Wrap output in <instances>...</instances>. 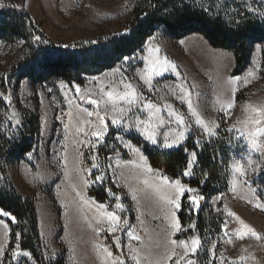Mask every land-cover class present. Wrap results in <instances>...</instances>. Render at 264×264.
<instances>
[{
	"label": "rangeland",
	"instance_id": "obj_1",
	"mask_svg": "<svg viewBox=\"0 0 264 264\" xmlns=\"http://www.w3.org/2000/svg\"><path fill=\"white\" fill-rule=\"evenodd\" d=\"M136 1L0 0V5L25 10L51 39L66 44L106 35L131 16ZM245 2L259 8L264 0ZM20 48L21 42L0 41V99L4 102L0 126L19 127L25 113L37 117L35 143L11 166L8 176L33 201L42 264H264V149L257 151L252 145L256 136L264 146V135L256 134L257 127L264 128V44L256 43L247 67L232 74V50L213 47L197 32L175 38L158 28L141 50L82 83L59 78L3 82L1 77ZM155 61L159 63L149 87L141 77L147 78V67ZM124 84L135 89L138 103H153L160 109L158 115L171 121L156 130L155 144L146 139L144 124L135 127L137 118L156 124V117H149L154 109L133 108L124 115L112 111L113 102L127 107L115 99L132 90ZM109 91L114 93L113 100L107 96ZM88 112L93 115L89 117ZM170 112L174 115L168 116ZM97 113L105 116L108 126L102 140L93 136L102 130ZM113 118L121 119L119 128L111 124ZM206 128L215 134L219 128L232 131L243 147L229 163L226 190L207 199L222 212L223 222L218 238L203 243L192 221L181 226L179 209L171 202L180 203L183 197L176 190L179 181L180 187L190 189L186 193L190 209L197 210L198 204L193 205L189 197L198 196L199 190L184 181L192 176L194 150L188 151L191 163L183 177H171L151 166L130 136L165 147L167 135V143L175 147L213 136ZM181 132L185 138L175 144ZM97 176L103 180L97 181ZM97 194H105L104 199ZM109 214L119 220L110 219ZM13 219L11 214H0V264H39L28 249L18 245L4 257L8 220ZM189 230L193 232L184 236ZM192 239L201 241L194 254Z\"/></svg>",
	"mask_w": 264,
	"mask_h": 264
},
{
	"label": "trees",
	"instance_id": "obj_2",
	"mask_svg": "<svg viewBox=\"0 0 264 264\" xmlns=\"http://www.w3.org/2000/svg\"><path fill=\"white\" fill-rule=\"evenodd\" d=\"M158 28L175 38L197 32L213 47L232 50L231 72L239 74L249 64L253 46L264 44V2L256 8L245 0H137L131 16L106 35L66 44L51 39L25 10L3 6L0 8V41L21 42V48L1 78L3 82L7 79L14 84L22 79L41 83L58 78L82 83L141 50ZM37 36L39 41L35 39ZM3 104L0 99V105ZM37 133V117L33 114L25 113L19 127L10 123L0 126V207L14 217L8 220L9 240L4 257L18 245L28 249L35 261L42 264V244L33 201L8 176L11 166L32 149ZM130 137L141 146L151 166L171 177H183L189 162L188 151L194 150L192 176L184 181L205 198L198 202L197 210H193L187 195H183L178 219L182 227L192 221L203 243L213 237L217 239L223 222L222 212L207 199L226 190L229 163L241 152L242 142L232 131L222 128L198 144L185 141L170 148L151 146L138 135ZM104 195L97 194V197L104 199ZM192 232L189 230L183 235Z\"/></svg>",
	"mask_w": 264,
	"mask_h": 264
},
{
	"label": "snow or ice",
	"instance_id": "obj_3",
	"mask_svg": "<svg viewBox=\"0 0 264 264\" xmlns=\"http://www.w3.org/2000/svg\"><path fill=\"white\" fill-rule=\"evenodd\" d=\"M3 5H0V7H2ZM35 39L37 41L40 40V37L37 36L35 37ZM158 51V49L156 50ZM159 63V61H155L153 63H151L150 65H148L147 67V78L145 79L144 77H141V80L146 84L148 85L149 87H151V79H152V75L153 73L156 71V65ZM173 69L175 68L174 65H172ZM167 70V69H165ZM158 74V73H157ZM123 87L125 89H132V85L131 84H124ZM77 92H79V88L76 89ZM51 91V90H49ZM107 96L109 98V100H113L114 98V93L113 91H109L107 93ZM80 99H84V97H80ZM115 99L116 100H119L121 102H124L127 107H119V106H116V104L113 102V106H112V111L114 113H120L122 115L126 114L128 111L130 110H133V108L139 110V111H143L144 109H154V111H150L149 112V117H153L155 116L156 117V120H157V123L156 124H151L149 123V121H142L140 120L139 118H137L136 120V124H135V127L136 128H139L141 124H144L145 125V128H144V132L147 133V136H146V139L147 140H150L153 144H155L157 142V139H156V130L160 127V126H167L168 124L171 123V121H165V119L163 117H160L158 115V113L160 112V109L157 108L153 103L151 102H148V103H138L139 101V96L137 94V92L135 91V89H132L131 91H125L123 92L122 94H119L117 96H115ZM90 103L92 104H97V101L96 100H91L90 99ZM142 104V107L140 106ZM189 107H191V103L189 102ZM232 105L229 104V108H231ZM89 117H91L93 115L92 112H88L87 113ZM101 125H102V130L101 131H95L93 132V136L94 137H97L99 138L100 140H102L105 136V134L108 132V126H107V123L105 122V116H100L99 113L96 114ZM174 115V113H168V116H172ZM177 123H180L182 124L183 123V119L181 117H177ZM253 123H255L256 125H260L261 121L260 120H255L253 121ZM111 124L112 125H115L117 126L118 128L121 126V119L120 118H113L111 120ZM151 126L153 131H151L150 133L148 132V127ZM206 132H208V134L210 135H214L215 133L211 132L210 129H205ZM256 134L257 135H264V128L262 127H257L256 128ZM184 133L181 132L179 133V138L177 140L174 141L175 144H179L183 139H184ZM117 139H120V137H117ZM252 145H253V148L257 151H261L262 149H264V146H262L261 144L257 143V139H256V136L253 137V140H252ZM165 147H172L173 145L172 144H168L167 143V135L165 136V144H164ZM125 147H128V145H125ZM193 157H195V153H193ZM191 163V161L189 162ZM95 167V166H94ZM237 171H240V168L237 167ZM190 173L188 172H185L184 175H189ZM96 180L97 181H102L103 180V177L102 176H97L96 177ZM176 190L177 192L180 194V195H185L188 191H190V189H185L183 187H180V184H179V181L176 182ZM133 199H136L135 196H133ZM189 199L191 200V202L193 203V205H196L198 204V200L200 198H198L197 196H191L189 197ZM175 207L177 209H180L181 208V204L179 202H177L176 200H172L171 201ZM258 207L260 205H257ZM0 214H2L3 216L5 217H8L10 214L7 213V212H3L2 210H0ZM109 218L110 219H113V220H119V217L118 216H115L114 214H109ZM178 229H179V225L176 226ZM224 228H227V223L225 222ZM249 232H251V234L253 236H256L257 239H260L259 236H257V234L252 230V229H248ZM227 234V233H225ZM247 234V233H245ZM242 238V236H241ZM136 239H139V237H136ZM172 243H175V241H173ZM201 241L199 239H192L191 240V248H190V252L191 253H196L197 251V248L198 246L200 245ZM186 255L188 254V252L186 251L185 253ZM14 255H19V253H14ZM25 255H27V253H25ZM188 264H191V261L188 262Z\"/></svg>",
	"mask_w": 264,
	"mask_h": 264
},
{
	"label": "water",
	"instance_id": "obj_4",
	"mask_svg": "<svg viewBox=\"0 0 264 264\" xmlns=\"http://www.w3.org/2000/svg\"><path fill=\"white\" fill-rule=\"evenodd\" d=\"M197 197L200 198V199L198 200L199 203L202 202V201L204 200V198H205V196H204L202 193L198 194Z\"/></svg>",
	"mask_w": 264,
	"mask_h": 264
}]
</instances>
